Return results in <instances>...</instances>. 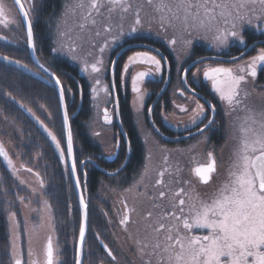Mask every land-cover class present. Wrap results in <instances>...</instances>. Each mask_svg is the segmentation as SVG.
Instances as JSON below:
<instances>
[{"label":"snow or ice","instance_id":"obj_1","mask_svg":"<svg viewBox=\"0 0 264 264\" xmlns=\"http://www.w3.org/2000/svg\"><path fill=\"white\" fill-rule=\"evenodd\" d=\"M15 3L19 7L25 25L23 39L28 54L36 57L35 62L40 69H43L54 89L57 90L62 136L65 127L67 129L66 147H61V140L32 108L23 102L17 103L36 120L50 141L55 144V148L60 150L62 174L75 177L74 186L79 192V206L82 209V222L78 227V236L75 238L76 264H82L89 220V204L83 194L82 177L86 184L87 165L92 161L90 158L82 161L84 167L78 172L73 150V131L69 123L66 103V96L72 99H75V96L71 87L64 85L60 76L41 63L36 56L38 46L33 19L42 10L43 2L27 0L26 4L24 0H15ZM129 20L125 28V23ZM50 23V50L68 57L79 65L80 71L92 81L93 99L97 94L96 86L101 85L102 76L109 72L114 73L116 60H112L106 67L104 60L106 52L115 55L114 49H121L132 40L142 39L145 34L159 37L163 33V38L174 51L176 46L180 45L181 56L184 59L193 55L197 41L208 44L215 55L193 61L195 67L192 73L193 84L188 83L189 69H180L183 83L191 93L187 98L192 101L194 107L191 111L183 105L177 107L180 112L189 113L190 125L197 128L201 142H207L208 134L214 133L217 128V108L208 101L200 102L194 84L198 74L201 73V68L196 65L204 63L206 59L214 60L216 66L206 67L202 72L203 79L211 82V89L218 94L219 100L225 105L226 116H231L238 110L245 113L238 127L237 144L223 174L213 151L207 152L205 165L195 168L196 176L203 185L214 186L210 195L201 194L190 182H186L188 187L173 190L164 180L168 168L158 171L159 178L153 187H158L159 190L150 193L144 185V179L149 171L148 165H145L140 179L125 189V192H136L153 202L167 197L168 203L167 206L154 204L155 207L162 208V211L155 215L152 211L147 212L143 217L145 224L142 237L137 238L135 242L144 264H264V109L257 111L247 104L250 96L247 85L254 83L259 72L264 70V41H258V46H253L255 55L242 60L249 47L245 35L246 29L251 28L264 35V0H62L60 11L51 14ZM0 25L4 28L10 25L19 27L18 21L8 18L3 4H0ZM99 37L103 39L97 43L95 38ZM3 39L5 37L0 36V40ZM85 45L95 51L86 52ZM236 45L240 48L239 56L231 55V49ZM153 51H157V54H152ZM225 56H229L230 60L225 61ZM163 59L165 58H158V50H132V54L127 57L123 66L124 73L128 72L129 65L151 66L148 71H140L131 79L132 91L137 94L134 101L137 112L143 109L145 101V92L140 85L146 78L154 77L165 70ZM0 60L4 61L5 66L15 65L17 68L31 71L28 64L22 63L19 59L2 56ZM181 62L178 57L177 63ZM228 63H231V66H225ZM114 87V81L111 86L105 83L102 91L118 105V100L111 91ZM4 95L16 101V97L11 92H5ZM180 95L185 96L183 89ZM205 103H208L207 109ZM93 106L98 107V105ZM40 107L51 120L52 113L44 105ZM151 111L152 109L149 108L148 112ZM163 119L167 122V116ZM103 120L109 125L114 122L107 107L103 109ZM94 135L100 136L101 133L97 131ZM146 135L151 134L146 133ZM119 148L120 142L117 139L112 146L113 150L108 153L109 158L117 157ZM164 151L168 150L164 149ZM130 153L129 141L126 147V161ZM68 156L71 157L70 161ZM0 157H3L12 174L19 179L16 175L18 172L16 165L2 142H0ZM146 158L151 160L150 151ZM123 168L122 164L115 172H109L107 175L116 178ZM25 170L36 178L39 187H30V191L32 196L37 197V203L41 207L31 208V196L26 198L16 192L19 204L37 213L33 225H29L27 218L23 219L22 224L17 218V212L12 210V202L7 199L9 193L6 189L3 192L4 213L11 239L12 264H61L58 245H54L52 235L55 232V217L51 214V204L45 198L49 194L48 185L39 171H33L30 167H26ZM221 175L223 179L217 183V178ZM175 182L180 183L179 180ZM19 183L23 185L26 182L19 179ZM121 203L125 211L119 224L127 232L130 223H138L133 221L137 208L134 205L129 206L127 199L122 200ZM41 213L49 215L45 218ZM45 224L50 234L46 237L42 250L37 252L33 247V236L37 235ZM94 235L99 239L98 233ZM24 237H26V256ZM103 247L108 250V256L116 261V256L108 249V245L103 244ZM145 257L148 259H144Z\"/></svg>","mask_w":264,"mask_h":264},{"label":"trees","instance_id":"obj_2","mask_svg":"<svg viewBox=\"0 0 264 264\" xmlns=\"http://www.w3.org/2000/svg\"><path fill=\"white\" fill-rule=\"evenodd\" d=\"M61 4L62 0H45L42 10L36 15L37 22L34 26V33L37 37L38 54L49 63L51 70L60 76L62 83L71 87L72 93L75 96V99L66 96V103L73 131L74 153L77 160L78 172L82 169V161L89 160V158L92 161L87 165L88 179L85 184L86 187H84V196L89 204V221L83 264H108L105 263L107 260L110 261L108 250L103 247V244H107L108 249H110L113 254H115V252L104 233V222L99 215L98 207L99 205H105L99 201L98 195H100V189L103 183H111V179L113 180V177L108 176L104 170L107 172H115L117 168L125 164L127 142L118 124H113V135L115 136V140L118 139L120 142L118 156L103 159L101 157L102 151L100 147L94 144L88 134L86 125L91 119L93 108L91 82L87 76L80 71L78 65L74 64L70 59L63 58V56L50 50L51 23L49 20L52 13L60 10ZM38 6L39 9L40 5ZM249 33H252V30L246 29L245 35L247 40H249ZM132 43H147L163 50L171 63L172 79L168 89L156 104L153 119L155 124L165 135L176 137L179 133L173 131L164 124L162 112L167 113L171 110L173 89L176 86L178 78H180V86L183 88L181 74H179L177 70V61L161 43L158 46L145 38L132 40L128 44ZM119 50L120 49H114L113 52L117 53ZM135 50L144 51L148 49ZM235 50L231 55L239 53L238 48ZM203 51H205L203 46L196 48L195 53L187 59L183 68L197 58L213 54V52L206 53ZM131 54L132 50L122 55L117 64L115 73L120 120L131 143L130 160L125 168L118 173L116 178L123 179L125 177L129 180L130 184L139 176L144 161V146L139 139L132 111L131 81H123V66L127 61V57ZM0 55L8 56L12 59H19L22 63H27L30 66L34 64L26 47L22 49H17L12 46L4 47L1 48ZM115 55L111 54V61ZM29 65L28 67L30 68ZM30 69L31 71H25L21 68H17L15 65L5 66L4 61L0 60V118L4 119L8 124L7 126L14 132L12 137L13 142L17 150L22 154L25 166L39 171L48 185L49 194L46 196V199H48L51 204L53 216L55 217V231L58 238V247L62 257V264H76L77 249L75 238L78 236V227L82 222V213L72 178L66 173L62 174L63 163L59 160L60 153L58 149L55 148V144L50 141L36 120L17 103L23 102L25 105L32 108L36 115L43 120L44 123L48 125L49 129L61 140V147H66L65 129L63 136L60 131L61 119L60 109L57 103V90L54 89L52 83H44L39 77V73L35 72L32 68ZM165 80L166 68L159 81L151 80L147 82L146 88L152 93V96L148 101L145 117H147L148 108L163 88ZM107 82H110V74L107 76ZM188 83L193 84V80L190 76H188ZM203 87L204 91H202V94L216 105L217 118L220 121L219 128L224 135L225 123L222 117V105L208 86L203 84ZM5 92H11L12 95L16 97V101H12L6 97L4 95ZM111 100L113 102L112 98ZM41 105H44L48 111L52 113L51 120L47 118V113L40 107ZM145 121L153 134L159 138L160 141L165 142L160 136L155 134L148 119H145ZM217 134H219V132ZM217 137L220 138L219 136ZM222 138V140H224L223 136ZM222 140L220 139L214 144L220 148L223 143ZM173 144L174 143H171L170 145ZM82 184H84L83 177ZM5 189L9 193L7 199L12 202V210H19V202L15 193L18 192L20 196H23V192L14 180L7 163H4L0 158V264H12L9 254V233L4 213L3 192ZM97 233L99 234V239H96L94 235ZM101 241L103 243H101Z\"/></svg>","mask_w":264,"mask_h":264},{"label":"rangeland","instance_id":"obj_3","mask_svg":"<svg viewBox=\"0 0 264 264\" xmlns=\"http://www.w3.org/2000/svg\"><path fill=\"white\" fill-rule=\"evenodd\" d=\"M0 4H3L8 18L18 21L19 28H22L23 31L25 32V25L23 23V20L21 23H20V20H18V15L16 13L17 10L15 11V5L12 2V0H0ZM34 20L35 18L33 19V24H34ZM129 22L130 20L125 23V28H127V24ZM15 26L16 25H10L8 28H4L2 25H0V33L7 32V29L10 30L11 27H15ZM153 27L155 28V26ZM249 29L251 28H248V30ZM253 32L256 34L259 33L254 30ZM143 38L150 40L151 42H153L154 44H157L158 46L161 43L163 47H165L172 54V56L174 57L176 61L179 57L182 62L177 63V70H178V73L180 74V69L183 68V65H185V62L187 61V59H184L181 56L179 44L176 46V50L174 51L172 46H170L167 43L166 39L163 38V33L159 37L153 34H145ZM102 39L103 37L95 38L97 43H99V41H101ZM200 46L204 47L205 51L203 52H206V53L213 52V50L208 46L206 42L197 41L194 45L193 54L195 53V49L199 48ZM233 47H239V46L236 45ZM90 50L95 51V50L90 49L88 45H85V51L87 52ZM152 54H156V53L152 52ZM58 55L63 56V58H68L62 54H58ZM208 56H214V52L213 54L208 55ZM110 57H111V53L106 52L104 54V60H105L106 67L110 65L111 63ZM159 57L160 56H158V58ZM201 58H197L195 60H198ZM89 59L91 58L89 57ZM192 62H190V64ZM162 64L164 65V63ZM196 66L201 68V73L198 74V77L195 83L202 87L204 84L211 89V82L203 79L202 72L208 66H216V62L215 61H205L204 63L198 64ZM225 66H231V64L228 63ZM150 67L151 66L144 65V64L129 65L128 72L127 73L123 72V81L124 82L128 80L131 81V79L134 76H136L140 71H148ZM194 71H195V67L188 74V76H190L192 80H193L192 73ZM162 73L157 74L151 78H146L145 81L140 85L142 91L145 92V101H144L143 109L139 112L136 111V107L134 106V101L136 100L137 94L134 93L131 89L132 111H133L134 118H135L134 122L136 125V129L138 131V134H139V139L142 145L144 146V161H143V166H142L140 174L143 172L145 165H148V169H149L148 174L144 179V185L147 187L150 193L157 192L159 188L158 187L154 188L153 185L155 184V181L159 178L158 171L163 170L164 168H168L169 171L165 173L164 180H165V183L170 185L173 190L178 189L179 187H188V184L186 182H190L191 185L196 187L201 194L210 195L211 192L213 191L214 186L208 187V186L203 185L199 181V178L196 176L195 168L198 165L207 163V152L213 151L217 158V163L220 166V171L223 174V172L225 171V169L227 168L230 162V157L233 153V149L237 144V140L239 137L238 127H239V124L241 123V118L245 115V113L243 111L238 110L232 113L231 116H226L224 103L219 100L218 94H216L211 89L213 95L222 105V117L224 118L223 120L225 123V132H224V135L222 134V136L224 137V140H222L223 143L221 147L218 148L217 145L214 144L217 141H215V137H214V140L211 138L213 133L208 134L209 139L207 142H201V137H197L191 140H186L185 142L183 141L182 144L177 143L173 145H170L171 144L170 142L165 143L166 141L165 142L160 141L159 138H157L153 134V132L148 128L146 121H145V119H148V117H145V114H146L145 112H146L148 101L152 96V93H150L148 89L146 88V84L148 81H151V80L159 81L162 76ZM108 74H110V72L107 74H104L101 79V85L96 86L97 94L95 96V99H93V105H98V107L93 106L91 119L86 125L90 138L92 139L95 145L100 147L102 151L101 157L103 159H109L108 153L113 150L112 146L116 141L115 136L113 135L114 126L106 124L103 120V109L105 107L110 109L109 113L112 116L113 121L117 119L116 118V108H115L114 102H112L111 97L106 96L105 93L102 91V87L105 83L107 84L110 83V86H111V81L109 83L107 82ZM89 81L91 82V85H92V81L90 79ZM201 81H203V83ZM247 88L250 93L247 104L251 108L257 111L264 109V94L260 91L258 86L255 85V83H249L247 85ZM179 90H182V87L180 86V78L177 79L176 86L173 89V99L171 100V104H172L171 110L167 113L162 112V118L164 116H167V122H165V120L163 119L164 124L167 125L169 128H171L175 132L184 131L190 127H193L189 123L190 121L189 113L180 112L177 105H183L187 107L190 111L194 107V105L192 101L186 97V95H188L186 92H185L186 94L185 97L183 98L179 97V94H178ZM41 116H44V115H41ZM5 123L6 122L4 121V119L0 118V126H1L0 142L3 143L5 150L8 152L9 156L13 160V163L16 165V168L18 170L16 175H18L19 179L24 180L26 183L21 185L19 183V179H16V176L12 174L13 178L19 185L21 191L23 192V196L26 198L31 196L32 204L30 205V207L39 208L41 207V205L37 203V197L32 196L31 191H30V187L38 188L39 187L38 183L36 182L35 176L32 173H29L25 170L26 166L23 162L22 154L20 153V151L17 150L16 145L13 142L12 137H13L14 132L12 131L10 127L7 126L8 124L7 123L5 124ZM113 123L117 124L115 122ZM97 131L101 133L100 136L94 135V132H97ZM146 133H150L151 135L148 136L146 135ZM146 140H147V143H145ZM164 149H167L168 151H164ZM149 151L151 153L150 161L146 158L149 154ZM165 157H167V164H165ZM81 168L83 169V165ZM33 171L35 170L33 169ZM140 174L137 177V179L133 181L131 184L129 183V180L124 177L123 179L113 178V180L111 179V183H103V185L101 186L100 195H98V198H99V201L104 203L105 206L99 205L98 207L99 215L104 222V227H105L104 233L107 236L108 241L110 242L115 252V254L113 255L116 256V261H113L111 257L109 256L110 261L107 260L105 263H108V264H144V261L140 257L138 246L135 242L136 239L142 237V234H143V226L145 224L143 217L147 214L148 211H152L154 215L162 211V208L155 207L154 204L167 206V203H168L167 197L164 200H157L153 202L150 198L139 196L136 192H133V193L125 192V189L131 187L134 182L140 179ZM222 179H223V175L217 178V183H219V181ZM176 180H179L180 183H176L175 182ZM82 185H83L82 188L84 189V187L86 186L85 184H82ZM83 192H84L83 194L85 195V189ZM124 199H127L129 206L134 205L137 208V213L133 215V221H138V223H130L128 226L127 232L124 231L123 226L119 224V220L125 211L121 203V201ZM16 212H17V218L21 220L22 224H23L24 218H27L30 226L35 223L37 213L30 211V208H25L19 204V210H17ZM51 214L53 215V212ZM41 215L47 218L49 214L41 213ZM21 231L23 234V227ZM8 233H9V229H8ZM49 234H50V230L47 227V224H45V227L41 229L37 235L33 236V247L37 252H40L42 250L46 242V237ZM52 235L54 237V245H58V238H57L56 231L52 233ZM23 244H24V250H25V256H26V237L23 238ZM10 245H11V239L9 235V254L11 253ZM58 251H59V260L61 261V264H62V257L60 255L59 247H58ZM144 259H148V257H145Z\"/></svg>","mask_w":264,"mask_h":264},{"label":"flooded vegetation","instance_id":"obj_4","mask_svg":"<svg viewBox=\"0 0 264 264\" xmlns=\"http://www.w3.org/2000/svg\"><path fill=\"white\" fill-rule=\"evenodd\" d=\"M12 2L14 3L15 5V11L18 15V20H20V23L22 22V17H21V13L19 12V8L18 6L16 5V3L14 2V0H12ZM24 2L27 4V0H24ZM43 4H45V0H42ZM38 5H40L39 3L37 4V8L39 7ZM37 22V16H35V20H34V26ZM250 36H249V40H248V44H249V47H248V52H246V54L244 55V57L242 58V60H246L249 56L251 55H255V51H253V45H255L258 41H264V35H261L260 33H254L253 32V29H252V33H249ZM0 36H3L5 37V39L3 40H0V50L1 48H6V47H14V48H17V49H22L23 47H26L25 46V43H24V39L23 37L25 36V32L23 31L22 28H17V26L15 27H11L10 30L7 29V32H2L0 33ZM258 46V44L256 45ZM236 48L239 49V53L236 54V56H239L240 55V48L239 47H232L231 49V54L234 53L236 50ZM235 50V51H234ZM37 56L40 60L41 63H44L46 65V67H49V63H47V61L42 58L38 52H37ZM205 57H208V56H205ZM32 58V57H31ZM224 58H230L229 56H225ZM33 60V59H32ZM169 60V59H168ZM162 62L164 63V61L162 60ZM170 62V61H169ZM242 62V61H241ZM34 63V61H33ZM231 64V63H229ZM29 65V64H28ZM165 65V64H164ZM30 66V65H29ZM170 66H171V63H170ZM35 72L39 73V77L41 78V80L46 83V84H51V81L49 80L48 76L46 74L43 73V71L41 69L38 68V66L34 63L33 65L30 66ZM188 66H186L185 68H187ZM166 68V67H165ZM51 70V68H50ZM52 71V70H51ZM54 72V71H53ZM171 73H172V68H171ZM167 75V73H166ZM44 79L48 80L49 82H45ZM182 80V78H181ZM203 83V81H201ZM255 85L258 86V88L260 89V91L264 94V70H261L258 74V76L255 78V81H254ZM182 84H183V90L184 92H186L188 95H186V97H190L191 96V93L188 92L187 88L185 87L184 83H183V80H182ZM194 87H196L197 89V94H198V98L200 99V102L201 103H204L202 98H205L207 99L203 94H202V91H204V87L202 86H199L197 85L196 83L194 84ZM180 91H178V94H179V97H182L180 95ZM200 96V97H199ZM157 97V96H156ZM185 97V96H184ZM183 98V97H182ZM155 100V99H154ZM208 101H210L209 99H207ZM212 104L213 102L210 101ZM153 103V102H152ZM151 106V105H150ZM150 108V107H149ZM148 108V109H149ZM205 108L207 109L208 108V104L205 103ZM110 110V109H109ZM147 117H148V112H147ZM116 118H117V115H116ZM115 123L118 124L117 122V119L114 120ZM114 124V123H113ZM111 124V125H113ZM216 124H217V127L215 132L212 134L211 138L214 140V137H215V141H219L220 139L222 140V132H221V129L219 128V125H220V121L218 120L217 118V111H216ZM115 125V124H114ZM197 132V129L196 127H190L184 131H178L179 135L176 136V137H185L187 135H190V134H193ZM219 132V134H217ZM217 136H220V138H218ZM197 137H200L199 135L198 136H195V137H192V138H188V139H185L183 140L184 142L186 140H191V139H194V138H197ZM183 141H179V142H176L174 144H182ZM206 163L204 164H201V165H205ZM200 166V165H198Z\"/></svg>","mask_w":264,"mask_h":264},{"label":"water","instance_id":"obj_5","mask_svg":"<svg viewBox=\"0 0 264 264\" xmlns=\"http://www.w3.org/2000/svg\"><path fill=\"white\" fill-rule=\"evenodd\" d=\"M14 2H15V0H14ZM17 6H18V5H17ZM18 8H19V7H18ZM256 45H257V43H256L255 45H253V46H256ZM135 49L158 50V55H159L160 57H164V58H165V59H163V61H164V64H165V66H166V73H167V75H166V81H165L164 86H163V88L161 89L160 93L157 95V97L155 98L154 102H153V103L151 104V106H150V108L152 109L151 113L148 112V122H149L150 126L153 128V131H154L158 136H160V138H161L162 140H164V141H166V142H170V143H175V142L183 141V140L188 139V138H192V137L198 136V135H199L198 132H195V133L190 134V135H187V136H185V137H169V136L165 135V134H164V133L158 128V126H157V125L155 124V122H154V119H153V111H154V107H155L156 103L161 99V97L163 96V94L165 93V91L168 89V87H169V85H170V82H171V79H172V73H171L170 62H169L167 56L164 54V52L161 51L159 48H157V47H155V46H153V45H151V44H147V43H132V44H128V45L124 46L123 48H121V49L117 52V54H116V56H115V58H114V60H116V64H115V66H114V73H113V72H110V81H111V84H112L113 81H114V83H115L116 67H117V64H118L120 58L122 57V55L125 54L126 52L130 51V50H135ZM153 52H155V53L157 54V51H153ZM247 52H248V51H247ZM245 54H246V53H245ZM36 56H37V54H36ZM0 57H2V55H0ZM31 57H32V56H31ZM208 57H213V56H208ZM208 57H204V58H208ZM32 59H33L34 63H35V64L38 66V68H39V65L35 62L36 57H32ZM198 60H200V59H198ZM224 60H225V61H229L230 58H224ZM2 61H3V60H2ZM205 61H214V60H212V59H206ZM187 68L189 69V72H190V71L194 68V66H193V62H192ZM39 69H40V68H39ZM41 70L43 71V69H41ZM189 72H188V74H189ZM43 73H44V72H43ZM44 74H45V73H44ZM44 81H45V82H49V81L46 80V79H44ZM111 90H112L113 96L118 100V105H117L116 103H114L115 108H116V115H117L118 126H119V128H120L121 133H123V136H124L126 142L128 143V142H129L128 134H127V132L125 131L124 127L122 126V124H121V120H120V114H119V98H118V94H117L116 83H115V87H114V88H111ZM199 97H200V96H199ZM201 98H202L203 102L208 101L207 99H205V98H203V97H201ZM208 102L211 103L210 101H208ZM206 104H208V103H206ZM211 104H212V103H211ZM69 123H70V117H69ZM70 124H71V123H70ZM157 129H158V131H157ZM66 131H67V129H66V127H65V135H66ZM73 150H74V146H73ZM58 152L60 153V150H59V149H58ZM130 156H131V153H130V155L128 156V159H127V161H126L125 164H124V168H125V166L127 165V163L129 162V160H130ZM0 158L2 159V161H3L4 163H7V162L3 159V157H0ZM68 160H69V161L71 160V157H70V156H68ZM96 165H97V164H96ZM200 166H202V165H200ZM98 167H99V166H98ZM197 167H199V166H197ZM197 167H196V168H197ZM99 168H100L101 170H103L101 167H99ZM124 168H123V169H124ZM123 169H122V170H123ZM122 170H121V171H122ZM104 172H106V174L109 173V172H107V171H105V170H104ZM108 176H109V175H108ZM71 178H72L73 184L75 185V177L72 176ZM74 188H75V186H74ZM75 192H76V195H77V198H78V201H79V192H78V190H77L76 188H75ZM81 213H82V209H81ZM88 221H89V220H88ZM87 234H88V229H87V232H86V238H87ZM86 238H85V244H86ZM84 250H85V248H84ZM76 259H77V257H76ZM83 260H84V255H83V259H82V264H83Z\"/></svg>","mask_w":264,"mask_h":264}]
</instances>
